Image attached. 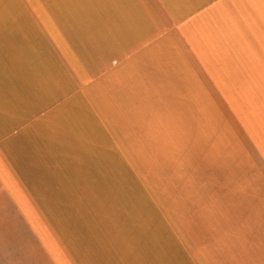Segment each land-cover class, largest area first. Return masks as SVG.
Segmentation results:
<instances>
[{
    "label": "crops",
    "instance_id": "1",
    "mask_svg": "<svg viewBox=\"0 0 264 264\" xmlns=\"http://www.w3.org/2000/svg\"><path fill=\"white\" fill-rule=\"evenodd\" d=\"M25 8L40 11L43 46L31 58L0 54V264H264V0H26ZM81 90L90 120L106 128L103 150L91 153L122 154L123 170L153 190L143 208L95 227L89 253L69 259L37 225L36 203L48 155L87 137L78 101L66 100ZM209 101L231 107L248 161H203L204 134L198 127L195 140L187 123L202 126ZM40 153L46 164H32ZM194 153L203 162L190 161ZM154 168L152 179L140 172Z\"/></svg>",
    "mask_w": 264,
    "mask_h": 264
},
{
    "label": "rangeland",
    "instance_id": "2",
    "mask_svg": "<svg viewBox=\"0 0 264 264\" xmlns=\"http://www.w3.org/2000/svg\"><path fill=\"white\" fill-rule=\"evenodd\" d=\"M25 1L0 0V54L3 62L19 51V54L25 53L30 58L39 55L42 51L40 11H35L32 17L31 12L26 11ZM31 1L38 3V0ZM54 60L50 58L51 78ZM66 92L68 94L74 91L66 90ZM75 97L66 100L78 101L83 120L79 123L71 121L68 124L78 123L79 131L87 137L83 140L67 139L66 146H63L60 152L48 155L50 164L47 184L44 185L43 195H40L43 199L36 203L43 218L38 219L39 223L35 219L38 226L40 220L42 221L50 239L69 259H72L77 251L89 253L91 231L95 227L113 224L112 215L119 211L131 212L143 208V197H148V193H152L153 190V185H142V187L138 185L137 170H123L122 154L105 149L102 152L104 154L101 155L94 156L91 153L103 150L98 140H104L101 135L106 133L105 122L90 120L94 108L91 101H88V90L79 91ZM245 102L247 101H238L242 106ZM205 105L207 106L204 102ZM208 105V113L204 110L202 126L200 121L190 125L187 123L188 131L190 135L194 133L195 140L198 127L199 133L204 134L202 145L199 147V151L205 153L203 161H248L249 153L244 152L249 144L247 136L244 135L242 126L232 118L231 107L227 101H209ZM98 114H101L99 109ZM51 124L57 125L56 122ZM92 137L95 141L90 146ZM186 140H189L187 157H190L188 156L189 151H192L190 140L193 139ZM187 142L185 141V144ZM114 149L120 150L118 147ZM179 152L182 153L180 150ZM87 153H91L92 157L85 159ZM33 157L35 160L30 161L32 164H41L43 161L46 164V155L40 153L34 154ZM177 157L180 160L185 156L182 153ZM201 160L200 155L194 153L190 161L203 162ZM151 162L154 164L153 161ZM140 172L145 178L150 179L157 174L155 168Z\"/></svg>",
    "mask_w": 264,
    "mask_h": 264
}]
</instances>
